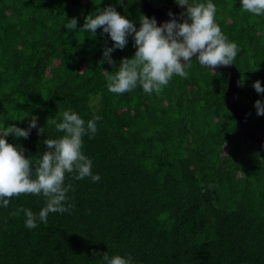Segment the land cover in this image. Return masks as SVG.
I'll use <instances>...</instances> for the list:
<instances>
[{
	"label": "trees",
	"instance_id": "obj_1",
	"mask_svg": "<svg viewBox=\"0 0 264 264\" xmlns=\"http://www.w3.org/2000/svg\"><path fill=\"white\" fill-rule=\"evenodd\" d=\"M176 13L175 0H150ZM208 0H189L190 5ZM215 22L237 45L233 61L242 84L237 94L250 123L264 130L254 103L264 101V16L245 12L240 0H211ZM167 4L168 6H165ZM112 5L137 29L148 16L140 0H0V131L15 124L27 139L6 137L23 148L35 168L45 139L64 135L48 118L62 121L71 109L84 121L99 116L97 132L83 137L82 152L93 175L65 184L70 212L38 219L46 198L27 194L0 205V264H105L103 253L132 264H264V142L244 138L226 107V71L202 67L193 58L187 78L174 75L162 91H108L113 74L136 48L131 36L100 64L110 37L82 31L87 15ZM186 12V11H185ZM149 17V16H148ZM76 18L77 30L64 26ZM151 18V17H149ZM23 207L37 215L25 226ZM95 253V255H94Z\"/></svg>",
	"mask_w": 264,
	"mask_h": 264
},
{
	"label": "clouds",
	"instance_id": "obj_2",
	"mask_svg": "<svg viewBox=\"0 0 264 264\" xmlns=\"http://www.w3.org/2000/svg\"><path fill=\"white\" fill-rule=\"evenodd\" d=\"M186 12L180 13L183 22L169 12L172 19L158 26L154 17L141 15L139 28L117 12L112 5L85 17L82 31L91 32L94 36L97 29L107 34L113 42L112 47L105 46L100 64L107 62L115 65L111 54L114 50H123L131 36L136 51L131 58H122L118 69L113 74L105 71L108 91L114 94L131 92L138 85L145 93L159 94L168 85L174 75L188 77L187 68L191 67L193 57L202 67L215 71L221 66H231L237 55V45L228 42L220 27L215 22L216 6L208 0L205 3L190 5L189 0H175ZM242 9L255 16H264V0H240ZM76 18L68 19L64 26L69 32L77 30ZM257 93H264L259 80L253 83ZM258 116H264V101L254 103ZM99 116L85 121L71 109L62 113V121L48 118L46 125H55L64 135L58 139L43 141L47 150L37 160L35 178H33L32 162L25 158L23 148L7 142L6 137L14 136L27 139L33 128H38V117L32 116L27 128L15 124L0 131V205L7 208L13 197L21 195H43L46 206L38 214V219L47 223L49 213L70 212L73 205L67 204V193L73 190L72 184H65L66 173H75L73 179L82 180L90 177L98 182L99 174L93 175L92 161L83 154V137L89 138L97 132L96 121ZM45 127L38 128V134H44ZM26 216L25 226L29 229L37 227V215L23 207L17 208L12 215ZM95 255V253H94ZM105 264H132L128 258L116 255L109 257L103 253Z\"/></svg>",
	"mask_w": 264,
	"mask_h": 264
},
{
	"label": "water",
	"instance_id": "obj_3",
	"mask_svg": "<svg viewBox=\"0 0 264 264\" xmlns=\"http://www.w3.org/2000/svg\"><path fill=\"white\" fill-rule=\"evenodd\" d=\"M143 8L147 12L149 17H154L157 21L158 26L165 21L172 19L168 15L170 11L166 8L154 6L150 0H140ZM173 13V12H172ZM175 18L179 22H183L180 18V12L173 13ZM195 58V57H193ZM215 70L226 71L229 74V85L225 93L226 107L233 113L237 121L242 126V134L244 138H249L251 142H264V130L257 132L250 120L246 116L240 102L238 101L237 94L241 90V74L235 64L231 66H221Z\"/></svg>",
	"mask_w": 264,
	"mask_h": 264
},
{
	"label": "flooded vegetation",
	"instance_id": "obj_4",
	"mask_svg": "<svg viewBox=\"0 0 264 264\" xmlns=\"http://www.w3.org/2000/svg\"><path fill=\"white\" fill-rule=\"evenodd\" d=\"M165 6H168L167 4H165ZM186 11V8H181L179 5H178V8L175 10V12H185Z\"/></svg>",
	"mask_w": 264,
	"mask_h": 264
}]
</instances>
